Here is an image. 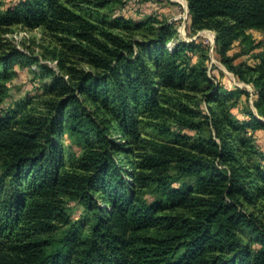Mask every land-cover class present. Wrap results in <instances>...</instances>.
Masks as SVG:
<instances>
[{
  "label": "trees",
  "instance_id": "16d2710c",
  "mask_svg": "<svg viewBox=\"0 0 264 264\" xmlns=\"http://www.w3.org/2000/svg\"><path fill=\"white\" fill-rule=\"evenodd\" d=\"M87 1L122 2L126 14L103 23L142 37L103 29L64 0H21L2 16L6 24L69 31L92 69L72 68L77 73L66 78L45 66L53 101L33 115L3 107L6 81L26 55L12 49L0 56V264H264V220L245 208L264 195V155L251 162L247 149L258 150L240 136L248 127L264 128V121L251 110V120L231 117L227 101L242 90L214 82L203 42L169 48L174 22L154 14L133 20L125 0ZM188 3L192 30L216 27L223 57L241 30L264 26V0ZM254 83L264 115V80ZM166 89L205 95L210 113L178 121L192 134L160 118L168 109ZM206 126L210 134H198ZM149 129L179 136V144L148 138ZM65 131L85 144L70 166ZM67 198L79 200L78 218L69 214Z\"/></svg>",
  "mask_w": 264,
  "mask_h": 264
},
{
  "label": "rangeland",
  "instance_id": "374dc122",
  "mask_svg": "<svg viewBox=\"0 0 264 264\" xmlns=\"http://www.w3.org/2000/svg\"><path fill=\"white\" fill-rule=\"evenodd\" d=\"M20 1L0 0V56L7 54L12 49H18L26 55L24 62L14 65L12 68L14 73L6 81L10 93L3 103V107L5 109L20 106L33 115H40L47 111L49 101H53V95L48 90L52 77L43 72L45 66L63 74L66 78L75 76L77 72L73 70L74 68L79 71H88L92 69V66L86 57L72 46L73 42H78V38L69 31H61L59 27H50L48 24L32 27L22 22L3 23L2 16L7 8L16 6ZM125 1L127 10L129 9L131 12L126 16L133 20L146 18L147 14H154L161 19L174 22L177 35L167 43L169 48L174 47L181 40L186 42L196 40L206 44L208 49L205 64L214 82L222 84L231 92L242 90L239 96H234L227 101V110L231 112V117L241 121L251 120L249 114L251 110L264 121V115L259 113L256 105L258 88L254 83L256 78L264 80V26L241 30L240 35L232 42L226 52L225 57L230 58L231 64L235 68L241 67L242 70H245L241 75L231 69L226 63L225 57L218 52V29L216 27L192 30L189 3L186 4L182 0ZM64 2L65 4L68 3L67 6H71L70 8L76 14L103 29L120 33L125 38L133 35L136 38L142 37L139 32H132L122 27L115 28L108 23H103L105 18L112 19L126 14V5L124 6L122 2H111L105 6H96L87 0L70 2L64 0ZM220 20L229 24L227 18L220 17ZM96 34L101 35L99 32ZM200 54L201 52L196 53V59ZM164 102L168 109L160 118L171 124L177 132H189L191 134L194 132L191 129L183 130L180 127L178 121L181 118L188 116L198 120L204 113H210V105L207 103L205 95L196 91L166 89ZM197 112L200 113L199 116H192ZM150 130L152 129L145 133L148 138L153 139L154 137L159 142L179 144L177 141L179 136L167 137L158 131L151 133ZM201 133L208 136L210 128L206 126L204 130L198 129V134ZM215 133L213 130L212 135L219 140ZM117 135L119 136V134ZM240 136H244L246 140L252 142L255 149L258 150L252 152L247 149L246 153V158H250L251 162L256 163L264 155V128L248 127L246 131L241 132ZM61 140L64 143L67 165L70 166L81 157L85 150V144L68 131L61 135ZM153 196L152 192L147 194L149 199H152ZM66 205L73 218H78L83 213V208L77 199L67 198ZM245 208L254 211L264 220V195L259 196L255 202L246 204ZM244 234L249 236L250 233L246 231Z\"/></svg>",
  "mask_w": 264,
  "mask_h": 264
},
{
  "label": "bare ground",
  "instance_id": "6f19581e",
  "mask_svg": "<svg viewBox=\"0 0 264 264\" xmlns=\"http://www.w3.org/2000/svg\"><path fill=\"white\" fill-rule=\"evenodd\" d=\"M184 3H186L187 4V0H182ZM213 36V35H212Z\"/></svg>",
  "mask_w": 264,
  "mask_h": 264
},
{
  "label": "water",
  "instance_id": "95a60500",
  "mask_svg": "<svg viewBox=\"0 0 264 264\" xmlns=\"http://www.w3.org/2000/svg\"><path fill=\"white\" fill-rule=\"evenodd\" d=\"M187 4H188V2H187Z\"/></svg>",
  "mask_w": 264,
  "mask_h": 264
}]
</instances>
